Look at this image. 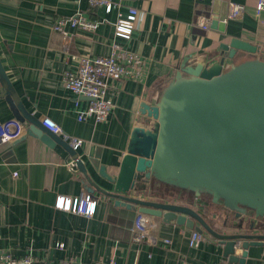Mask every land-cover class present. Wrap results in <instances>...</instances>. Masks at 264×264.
I'll return each instance as SVG.
<instances>
[{"label":"crops","instance_id":"0c3cea01","mask_svg":"<svg viewBox=\"0 0 264 264\" xmlns=\"http://www.w3.org/2000/svg\"><path fill=\"white\" fill-rule=\"evenodd\" d=\"M121 8L110 12L93 7L89 0H0V59L24 107L39 121L49 117L66 134L83 139L74 149L62 135L54 147L28 134L29 124L22 123V134L0 144V252L21 258L31 254L49 263L61 264L75 258L81 264H100L114 259L116 264H264V246H251L245 263H230L224 246L206 233L197 247L189 245L192 229L150 218L158 226L155 234L171 239L170 244H151L135 239L131 213L116 207L99 192L88 190L90 184L67 163L78 158L90 175L102 186L110 184L99 175L105 165L115 176L139 116L143 101L156 102L161 90L172 80L183 59L190 63H211L221 54V43L239 37L258 46L256 55L239 50L226 64L252 57L264 58V12L255 15L257 0H228L225 20L213 28L222 0H116ZM233 4V5H232ZM242 6L244 13L229 17L232 6ZM129 7L140 11V20L131 38L115 35L112 24L119 12ZM238 8V7H237ZM77 12L92 19H107L96 32L69 28V45L79 55H108L114 43L141 55L144 71L140 78L112 82L110 96L114 108L105 122L93 118L79 121L80 110L89 99L77 97L63 84L66 70L77 62L64 50L66 39L54 32L57 17ZM209 19L205 29L201 19ZM15 120L4 97H0V124ZM58 135V134H57ZM16 175V176H15ZM154 189L173 194L170 201L190 204L183 192L158 182ZM88 192L98 199L94 216L55 207L59 195ZM152 199H157L153 198ZM198 201V200H197ZM196 208L199 204L195 203ZM200 212L217 230L223 225L225 209L221 204L204 202ZM59 244H64L59 247ZM242 250H236L241 255Z\"/></svg>","mask_w":264,"mask_h":264},{"label":"water","instance_id":"95a60500","mask_svg":"<svg viewBox=\"0 0 264 264\" xmlns=\"http://www.w3.org/2000/svg\"><path fill=\"white\" fill-rule=\"evenodd\" d=\"M228 3L221 1L213 28L225 20ZM220 50L211 63H190L191 57H185L156 102L141 103L118 173L111 176L105 165L98 168L108 187L79 158L77 166L89 191L101 193L134 220L143 215L207 233L223 244L230 263H245L251 246H264V58L226 64L239 50L259 51L239 37L221 43ZM0 97L17 121L29 124V135L51 147L61 141L26 110L1 59ZM155 182L186 192L194 201L164 199ZM204 202L223 206L222 226L228 230H217L206 220L199 210ZM239 249L240 256L235 254Z\"/></svg>","mask_w":264,"mask_h":264},{"label":"built area","instance_id":"2783aa9c","mask_svg":"<svg viewBox=\"0 0 264 264\" xmlns=\"http://www.w3.org/2000/svg\"><path fill=\"white\" fill-rule=\"evenodd\" d=\"M89 3L93 7H104L109 12L113 8L122 7V3L116 0H89ZM232 7L235 8H231L229 17H236L244 13L242 6L234 5ZM263 12L264 0H257L255 15L257 18H260ZM139 20L140 11L135 7H129L127 14L120 11L117 19L112 23L114 25L115 35L126 39L131 38ZM107 21V19H92L81 12H77L71 16L57 17L52 25L53 31L59 33L66 39L63 47L69 58L77 62L75 69L64 72L62 78L63 84L77 97L85 96L89 99L88 106L79 111V121L93 118L96 122H105L114 108V102L110 96L112 82L140 78L144 71V58L133 51L122 48L117 43L112 45V49L108 55L99 56H82L74 52L70 47L69 40L73 36V33L69 31L70 27L88 32H96L101 24ZM262 22L264 23V21ZM201 25L205 29L209 28V19L202 18ZM41 121L51 132L68 139L74 149L82 145V138L66 134L60 124L51 118L44 117ZM23 131V124L16 119L1 123L0 144L19 137ZM67 165L72 170L75 169V166H77L76 159H71ZM97 206L98 199L88 192H82L72 196L59 195L55 202V207L58 209L81 214L86 217L94 216ZM157 229V224L150 217L141 215L135 223V239L138 241L145 239L151 244H170V238L162 237L154 233ZM202 237L203 235L199 231L193 230L189 238V245L192 247L199 246ZM63 246L64 244H59V247ZM0 264L49 263L43 262L31 254L17 258L9 252H0ZM61 264L81 263L75 258H68ZM100 264H116V261L112 259L109 262ZM223 264H228V261L224 260Z\"/></svg>","mask_w":264,"mask_h":264},{"label":"rangeland","instance_id":"374dc122","mask_svg":"<svg viewBox=\"0 0 264 264\" xmlns=\"http://www.w3.org/2000/svg\"><path fill=\"white\" fill-rule=\"evenodd\" d=\"M156 192H158V193H163L164 194V196H165V198L164 199H170V198H172V197H174L173 196V194H169V193H166V192H161V191H159V190H156ZM184 193V195H185V198H183V199H181V201H189V194H187L186 192H183Z\"/></svg>","mask_w":264,"mask_h":264}]
</instances>
